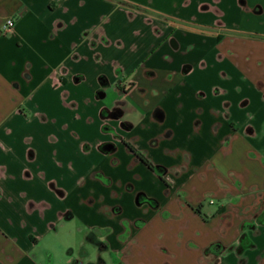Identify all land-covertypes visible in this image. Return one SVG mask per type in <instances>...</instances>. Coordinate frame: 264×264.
<instances>
[{
    "label": "crops",
    "instance_id": "1",
    "mask_svg": "<svg viewBox=\"0 0 264 264\" xmlns=\"http://www.w3.org/2000/svg\"><path fill=\"white\" fill-rule=\"evenodd\" d=\"M7 17L0 264H264V0Z\"/></svg>",
    "mask_w": 264,
    "mask_h": 264
},
{
    "label": "built area",
    "instance_id": "2",
    "mask_svg": "<svg viewBox=\"0 0 264 264\" xmlns=\"http://www.w3.org/2000/svg\"><path fill=\"white\" fill-rule=\"evenodd\" d=\"M14 26V19L11 17H7L5 19H3L0 23V31L1 32H7L10 31ZM210 202L212 203L213 201L210 200Z\"/></svg>",
    "mask_w": 264,
    "mask_h": 264
},
{
    "label": "trees",
    "instance_id": "3",
    "mask_svg": "<svg viewBox=\"0 0 264 264\" xmlns=\"http://www.w3.org/2000/svg\"><path fill=\"white\" fill-rule=\"evenodd\" d=\"M131 150H133V151H134V149H132V148H131ZM134 152H135V151H134ZM136 154H137V153H136ZM137 156H139V157H140V155H139V154H137ZM144 161H145V162H146L148 165H151V164H150V163H148L146 160H144ZM195 211H196V212H200V207H198V206H197V207L195 208Z\"/></svg>",
    "mask_w": 264,
    "mask_h": 264
}]
</instances>
